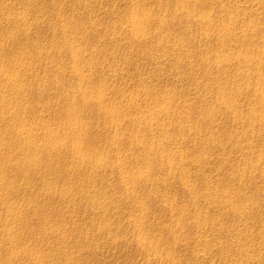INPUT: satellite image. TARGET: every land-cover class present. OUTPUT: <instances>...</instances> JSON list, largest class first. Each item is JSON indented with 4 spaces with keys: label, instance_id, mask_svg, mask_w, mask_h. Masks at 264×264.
I'll return each instance as SVG.
<instances>
[{
    "label": "rangeland",
    "instance_id": "1",
    "mask_svg": "<svg viewBox=\"0 0 264 264\" xmlns=\"http://www.w3.org/2000/svg\"><path fill=\"white\" fill-rule=\"evenodd\" d=\"M1 44L58 150L0 174V264H264V0H0Z\"/></svg>",
    "mask_w": 264,
    "mask_h": 264
},
{
    "label": "bare ground",
    "instance_id": "2",
    "mask_svg": "<svg viewBox=\"0 0 264 264\" xmlns=\"http://www.w3.org/2000/svg\"><path fill=\"white\" fill-rule=\"evenodd\" d=\"M138 28L139 27L135 25V30L137 32L140 29ZM3 44H1L0 47L5 46ZM3 63L4 60L2 59V57H0V66H2ZM15 64L16 62H10L8 66L7 64L6 66L8 68L10 67L13 70L14 67L22 68L24 66V64H17L15 66ZM0 80L6 82L9 85H16L17 87H20L19 79H17L15 76H12L11 74L5 72L0 73ZM2 102H6V94L1 92L0 90V174L6 175L7 172H10L12 170H19L22 167L26 175L33 172L35 176L42 177L43 174L40 169L41 154L39 153V151L47 150V152H53L54 154V152L58 150V147H54L53 145L54 141H56L53 136L58 128H54L55 130L51 129L49 131H46L42 126L38 128L24 125L21 123V116L18 114L19 106H16V104L5 106ZM112 115L114 116L113 112ZM43 129V137L46 139H44V143H39L38 137L41 136H38L37 132ZM73 152L77 155H82L85 158L84 161L92 162L94 160V157L84 155L83 149L80 145H74ZM49 157L51 156H48V158ZM12 215L17 217V215L14 213Z\"/></svg>",
    "mask_w": 264,
    "mask_h": 264
}]
</instances>
